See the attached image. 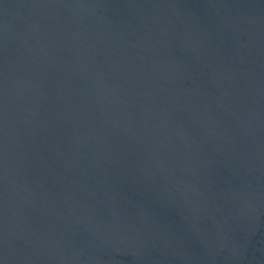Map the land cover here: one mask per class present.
I'll use <instances>...</instances> for the list:
<instances>
[{
  "label": "water",
  "instance_id": "water-1",
  "mask_svg": "<svg viewBox=\"0 0 264 264\" xmlns=\"http://www.w3.org/2000/svg\"><path fill=\"white\" fill-rule=\"evenodd\" d=\"M0 264H264V0H0Z\"/></svg>",
  "mask_w": 264,
  "mask_h": 264
}]
</instances>
